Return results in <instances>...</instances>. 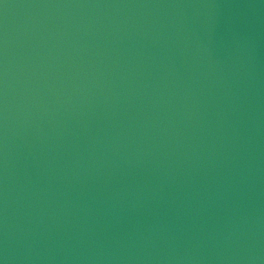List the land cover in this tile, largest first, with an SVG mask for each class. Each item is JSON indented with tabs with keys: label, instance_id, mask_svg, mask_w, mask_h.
<instances>
[{
	"label": "water",
	"instance_id": "water-1",
	"mask_svg": "<svg viewBox=\"0 0 264 264\" xmlns=\"http://www.w3.org/2000/svg\"><path fill=\"white\" fill-rule=\"evenodd\" d=\"M0 264H243L125 0H0Z\"/></svg>",
	"mask_w": 264,
	"mask_h": 264
}]
</instances>
